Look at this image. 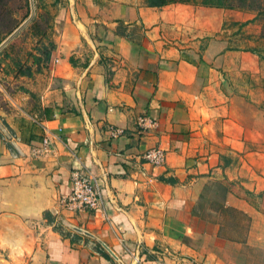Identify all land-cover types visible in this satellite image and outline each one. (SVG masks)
Masks as SVG:
<instances>
[{
	"label": "crops",
	"instance_id": "0c3cea01",
	"mask_svg": "<svg viewBox=\"0 0 264 264\" xmlns=\"http://www.w3.org/2000/svg\"><path fill=\"white\" fill-rule=\"evenodd\" d=\"M95 1L57 11L49 67L30 57L0 85V215L24 233L17 250L0 243V264H264L262 27L243 11ZM204 38L230 47L220 65ZM75 170L101 209L62 206Z\"/></svg>",
	"mask_w": 264,
	"mask_h": 264
},
{
	"label": "rangeland",
	"instance_id": "374dc122",
	"mask_svg": "<svg viewBox=\"0 0 264 264\" xmlns=\"http://www.w3.org/2000/svg\"><path fill=\"white\" fill-rule=\"evenodd\" d=\"M68 0H0V45L8 36L20 27L17 32L0 46V85L12 84L9 79V67L15 63H25L30 60V55L35 52L38 41L48 43L53 41L55 33L54 16L58 10L66 7ZM104 0H96V3ZM143 3L144 0H135ZM179 2L180 0H173ZM192 4L194 0H188ZM100 4V3H99ZM103 6L104 3L101 2ZM100 4V6H101ZM239 5L234 1V6ZM32 9V15L30 14ZM230 10L243 11L254 15L248 22L260 25L264 35V0H246L243 9L233 8ZM31 15V19L29 18ZM30 20H29V19ZM247 24V22L245 23ZM132 30V29H131ZM238 32L232 33L236 36ZM242 38V37H241ZM0 107H2V94L0 93ZM1 129V125H0Z\"/></svg>",
	"mask_w": 264,
	"mask_h": 264
},
{
	"label": "built area",
	"instance_id": "2783aa9c",
	"mask_svg": "<svg viewBox=\"0 0 264 264\" xmlns=\"http://www.w3.org/2000/svg\"><path fill=\"white\" fill-rule=\"evenodd\" d=\"M136 129L139 133L147 132L153 127V122L146 117H138L135 122ZM123 131L120 128H111L108 132L110 140H116L122 135ZM41 150L49 148V141L47 138L42 140ZM142 159L151 168H158L164 162V152L162 149L156 147L146 150L142 154ZM69 190L62 198V206L70 211L80 210H96L102 208V197L98 192L96 179L84 170H75L69 173Z\"/></svg>",
	"mask_w": 264,
	"mask_h": 264
},
{
	"label": "trees",
	"instance_id": "16d2710c",
	"mask_svg": "<svg viewBox=\"0 0 264 264\" xmlns=\"http://www.w3.org/2000/svg\"><path fill=\"white\" fill-rule=\"evenodd\" d=\"M234 1L235 0H194L192 4H189L188 0H180L179 2H174L173 0H144L143 4L146 7H150V8L151 7H162V6L173 4V3L206 7V8L224 9V10H230L233 8H238V9L244 8V3L246 0H236L239 3V5L237 6H234ZM244 25L245 23L239 25V27H242ZM38 43L39 45H36L35 52H34L36 56L35 54L30 55L32 62L33 64H36L37 66L39 63H41L42 65L49 67L52 64V61L54 59V54H53L54 44L52 41H48V43L46 44L42 43L40 39ZM201 44H202V50L204 51V58L207 61H211L213 66L220 65L223 52L230 49V47L225 41L216 40L213 38H204L202 39ZM15 64L17 65V63ZM1 126L5 128V125L3 122H1ZM261 196H264V192L259 193L257 195V197H261Z\"/></svg>",
	"mask_w": 264,
	"mask_h": 264
},
{
	"label": "water",
	"instance_id": "95a60500",
	"mask_svg": "<svg viewBox=\"0 0 264 264\" xmlns=\"http://www.w3.org/2000/svg\"><path fill=\"white\" fill-rule=\"evenodd\" d=\"M30 14L32 15V9ZM19 29L20 27H18L15 31H13L3 43H5L10 37H12ZM2 44L0 46H2ZM68 228L71 231H74L76 233H79L94 240L103 248L104 251H106L111 257L115 259L114 255L97 238L75 227L68 226ZM23 239H24V233L20 221L16 217L10 215H6V214L0 215V243L2 245L1 249L15 246L14 250H17L18 244H20L21 240Z\"/></svg>",
	"mask_w": 264,
	"mask_h": 264
}]
</instances>
